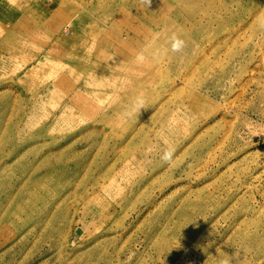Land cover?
Segmentation results:
<instances>
[{
    "label": "rangeland",
    "instance_id": "rangeland-1",
    "mask_svg": "<svg viewBox=\"0 0 264 264\" xmlns=\"http://www.w3.org/2000/svg\"><path fill=\"white\" fill-rule=\"evenodd\" d=\"M225 261L264 264V0H0V264Z\"/></svg>",
    "mask_w": 264,
    "mask_h": 264
},
{
    "label": "clouds",
    "instance_id": "clouds-1",
    "mask_svg": "<svg viewBox=\"0 0 264 264\" xmlns=\"http://www.w3.org/2000/svg\"><path fill=\"white\" fill-rule=\"evenodd\" d=\"M167 44L170 47L171 51L180 52L183 50V48L185 46V40L180 34L173 32L168 36ZM140 59L144 60L145 57L141 56ZM138 104L141 105V108H143V104H144L143 99H138ZM141 108H140V110H141ZM171 155H172L171 150L165 151L163 156H162V159L169 160L171 158ZM224 264H228V262L225 261Z\"/></svg>",
    "mask_w": 264,
    "mask_h": 264
},
{
    "label": "bare ground",
    "instance_id": "bare-ground-1",
    "mask_svg": "<svg viewBox=\"0 0 264 264\" xmlns=\"http://www.w3.org/2000/svg\"><path fill=\"white\" fill-rule=\"evenodd\" d=\"M186 42H190V40H188V41H186ZM139 94H141V89L139 90ZM128 100H129L130 102H132V99H129V98H128Z\"/></svg>",
    "mask_w": 264,
    "mask_h": 264
}]
</instances>
